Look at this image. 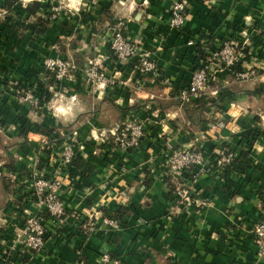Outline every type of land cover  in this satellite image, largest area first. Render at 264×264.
Masks as SVG:
<instances>
[{
    "label": "crops",
    "instance_id": "obj_1",
    "mask_svg": "<svg viewBox=\"0 0 264 264\" xmlns=\"http://www.w3.org/2000/svg\"><path fill=\"white\" fill-rule=\"evenodd\" d=\"M144 1L82 0L78 12L58 15L52 22L47 18L52 0H16L11 10L5 8L9 0H0V230H12L20 213L24 219L25 212L35 210L25 190L46 136L27 133L22 121L53 130V135L76 132L81 142L126 118L144 121L147 131L138 151L81 157L93 170L63 176L69 233H58L47 221L45 249L32 257H13L21 264H102L104 255L123 264H264L253 233L264 219V95L257 91L264 92V80L239 82L233 71L215 69L197 124L190 122L178 99L203 61L199 48L209 57L221 43L237 42L243 63L264 70V0H150L148 7ZM181 1L187 2L188 12L184 28L177 30L170 26L171 10ZM33 3L41 6L37 16L27 13ZM39 18L49 22L44 34L33 28ZM117 19L126 23L127 36L141 52L155 61L159 77L140 76L135 62L118 63L107 30ZM13 27L17 37L10 35ZM98 55L109 58L101 73L115 81L105 91L92 89L80 75L57 83L41 64L60 56L83 68ZM21 84L42 86L45 109L17 100L13 90ZM223 89L233 95L211 105ZM57 97L61 105L72 103L71 118L53 114ZM218 122L226 127L213 129ZM254 131L252 142L248 135ZM168 143L204 151L207 171L198 187L205 206L174 203L175 183L162 153ZM221 152L233 153L238 162L224 173L216 167ZM41 157L40 170L52 173L60 167L57 159ZM122 207L129 213L120 227H106L103 219L109 218L103 211L115 213Z\"/></svg>",
    "mask_w": 264,
    "mask_h": 264
},
{
    "label": "built area",
    "instance_id": "obj_2",
    "mask_svg": "<svg viewBox=\"0 0 264 264\" xmlns=\"http://www.w3.org/2000/svg\"><path fill=\"white\" fill-rule=\"evenodd\" d=\"M144 6L148 7L150 0L144 1ZM188 4L185 1L177 2L171 10L170 26L180 30L186 23ZM51 17L49 21H55L58 15H72L75 10H70L64 6L63 0H52ZM109 43L113 56L118 63L130 65L135 62L136 72L142 76L159 77L158 68L148 55L141 52L139 45L126 34V23L122 19H117L108 26ZM192 45V43H189ZM240 44L226 41L209 53V58L202 61L194 69L189 77L188 85L178 95L181 106L192 105L201 100L207 92V88L212 80L211 72L217 69H227L233 71L235 79L239 82H248L254 79L264 80V70L257 65L246 64L244 55L241 52ZM108 57L98 55L89 59L83 68H79L74 61L63 57L45 58L42 61L43 71L57 83L74 81L78 75L84 76L89 87L102 91L115 86V81L101 73V69ZM236 68L238 70H236ZM216 69V70H215ZM39 85L21 84L13 90L17 100L22 105H29L35 110L45 109L43 97L39 91ZM71 102H76V97L70 98ZM54 101H60L57 97ZM224 122H218L213 129H224ZM61 131V130H60ZM146 125L144 121L137 118H126L113 128L105 131H93L88 142L91 143V152L86 148V142H81L76 132H56L52 137H43L40 154H37L34 170L32 172V182L25 194L28 195L34 204L33 212H25L27 215L19 219L13 225L10 232V239L3 241V249L0 254V264H21V260L13 259L16 255L32 257L42 252L47 243L49 226L47 221L58 227V233L64 236L70 229L67 224V208L62 199L61 189L63 187V176L69 179V168L74 159L80 157L89 158L99 153L108 156L117 152L138 151L146 138ZM49 153V158L57 159L60 167L54 172L41 169V155ZM91 153V155H90ZM165 158V168L168 176L177 184L174 191L175 204L181 207L194 206L201 208L207 204L203 198L199 185V180L206 173V157L204 151L198 147L191 149L176 148L173 144H165L162 150ZM235 160L233 153L221 152L216 163L222 173ZM126 202L123 204L126 205ZM23 214V213H22ZM43 214H48L49 220L43 219ZM15 217L17 216L14 214ZM106 227L118 229L119 222L111 219H103ZM57 232V231H56ZM253 233L257 243L258 252L264 257V219L255 224ZM16 258V257H15ZM102 264H123L120 259H112L110 255L101 258Z\"/></svg>",
    "mask_w": 264,
    "mask_h": 264
},
{
    "label": "trees",
    "instance_id": "obj_3",
    "mask_svg": "<svg viewBox=\"0 0 264 264\" xmlns=\"http://www.w3.org/2000/svg\"><path fill=\"white\" fill-rule=\"evenodd\" d=\"M16 0H9V3H7V5L5 6V8H7V10H11L14 5H15ZM40 4L38 3H33L32 5H30L27 9V13H29L30 15H34L37 16V12L40 8ZM188 12V11H187ZM49 26V22L46 20H42V19H37L36 23L33 24V28L35 30V32H37L38 34H44L47 31V28ZM24 27V26H22ZM12 37H17V28L13 27L11 28V34ZM199 55L198 58L206 61L208 60L209 57H207L204 53V51L202 49L199 48L198 51ZM73 61V60H72ZM236 70H238L236 68ZM39 91L41 93V96L43 97V88L42 86L39 87ZM257 91L261 94L264 95V92H262L260 89ZM233 92L231 89H223V91L220 93L219 96H217V98L215 100H212L210 103L211 105H218L221 104L226 98H228L229 96H232ZM202 100V99H201ZM201 100L196 101L197 107L195 109H190L187 106H185V112L187 114L188 119L190 120V122L192 124H197L198 122H200L203 118V111H204V106H207V104H203V102ZM209 104V102H208ZM122 121H120L119 123H121ZM22 125L23 128L26 130V132L28 133L29 131H33L36 133H39L41 135H44L46 137H52L53 136V130H46L44 129L43 126L39 125V124H31L29 122L26 121H22ZM257 133L256 131H254L253 133H249L248 135V139L250 141H254L256 139ZM91 147V143L86 142V148L88 150V152H91V150L88 147ZM49 153H46V157L49 158ZM91 155V153H90ZM243 161L241 160L242 165L246 163V158H247V154L243 155ZM79 158V159H78ZM78 158L74 159L70 168H69V173L73 176L74 174V170L75 171H79L83 174L85 173H90L93 170V167L88 166V163H85L80 156H78ZM238 162L233 161L232 164L228 167H234L237 165ZM177 187V184L175 183V186L173 187V192L175 191ZM105 216H107L109 219L117 221L119 223H121L124 219V217L127 215V213H129L124 207H122L119 211L112 213L109 212L108 210H104L103 211ZM43 219L44 220H49V216L48 214H43ZM10 232L6 231V230H0V254L2 252L3 249V241H8L10 239L9 237ZM111 258L114 260L116 259L115 257Z\"/></svg>",
    "mask_w": 264,
    "mask_h": 264
},
{
    "label": "clouds",
    "instance_id": "obj_4",
    "mask_svg": "<svg viewBox=\"0 0 264 264\" xmlns=\"http://www.w3.org/2000/svg\"><path fill=\"white\" fill-rule=\"evenodd\" d=\"M26 3H27V0H26ZM63 3H64V6L67 7L68 9L75 10L78 12L80 10L82 0H63ZM51 107L55 109L53 114L57 118L67 119V118H71V116L73 115L71 102L68 103L67 105H61V102L53 101Z\"/></svg>",
    "mask_w": 264,
    "mask_h": 264
},
{
    "label": "snow or ice",
    "instance_id": "obj_5",
    "mask_svg": "<svg viewBox=\"0 0 264 264\" xmlns=\"http://www.w3.org/2000/svg\"><path fill=\"white\" fill-rule=\"evenodd\" d=\"M145 2H147V0H145Z\"/></svg>",
    "mask_w": 264,
    "mask_h": 264
}]
</instances>
